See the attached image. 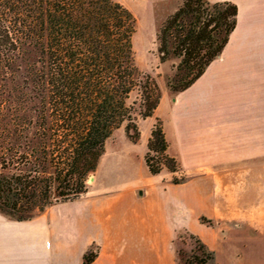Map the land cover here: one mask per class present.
I'll return each instance as SVG.
<instances>
[{"label": "trees", "instance_id": "trees-1", "mask_svg": "<svg viewBox=\"0 0 264 264\" xmlns=\"http://www.w3.org/2000/svg\"><path fill=\"white\" fill-rule=\"evenodd\" d=\"M237 14L230 1L182 0L160 26V62L180 58L182 74L169 82L174 93L189 87L221 53ZM136 26V16L118 0H0V54L6 62L19 59L29 92L18 115L0 119V213L30 220L77 199L88 191V178L116 129L124 124L137 142V118L154 117L162 92L136 63ZM154 119L145 165L152 175L163 166L176 171L161 121ZM191 238L199 253L187 263L213 261L214 252ZM95 256L96 249H89L83 264Z\"/></svg>", "mask_w": 264, "mask_h": 264}, {"label": "crops", "instance_id": "crops-1", "mask_svg": "<svg viewBox=\"0 0 264 264\" xmlns=\"http://www.w3.org/2000/svg\"><path fill=\"white\" fill-rule=\"evenodd\" d=\"M209 1L236 4L237 21L221 53L173 95L170 136L161 123L176 171L152 175L145 165L141 181L99 179L105 151L77 199L30 220L0 213V264H83L91 248L89 264H176L172 241L182 229L214 252L216 264H228L225 247L242 246V232L264 231L261 206L246 202L248 191L263 199L264 0ZM164 104L162 96L154 117Z\"/></svg>", "mask_w": 264, "mask_h": 264}, {"label": "rangeland", "instance_id": "rangeland-1", "mask_svg": "<svg viewBox=\"0 0 264 264\" xmlns=\"http://www.w3.org/2000/svg\"><path fill=\"white\" fill-rule=\"evenodd\" d=\"M127 6L137 18L136 31L133 35V48L135 51L136 63L140 70L152 75L158 82L162 96L165 98V104L159 111V118L170 136L173 132L172 118L170 114V105L175 94L169 86L170 81L174 80L178 72L180 58L169 56L164 62H160L158 53L157 33L164 21L181 5L182 0H118ZM23 71L20 69V61L14 57L12 62H6L4 56L0 54V119L9 118L18 115L24 99ZM137 125L140 131V137L133 143L127 136L124 124L116 129L105 142V151L108 153L102 159L100 170L96 177L111 178H132L141 181L146 174L144 156L147 153V142L145 136H151V130L155 119L137 118ZM148 138V139H149ZM170 137V141H171ZM172 151L175 150L172 143ZM151 157L160 159V153L151 152ZM163 159V160H162ZM111 167L110 172H104V168ZM162 168H165L163 166ZM95 174L88 178V184L92 183ZM263 199H252L253 193L248 191L247 204L252 209L261 206L264 213V169H263ZM259 193L257 192L256 195ZM236 236V235H235ZM240 238L242 246L225 247L222 255L229 262L228 264H264V231L242 232ZM174 257L176 264H188L187 261L193 259V255L199 253L191 233L185 229L180 230L172 241ZM208 264H216L214 260ZM217 264H222L217 262Z\"/></svg>", "mask_w": 264, "mask_h": 264}]
</instances>
